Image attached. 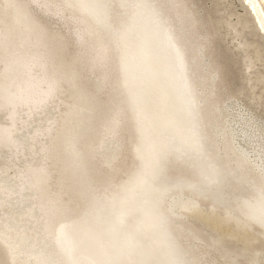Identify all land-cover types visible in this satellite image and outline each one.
I'll use <instances>...</instances> for the list:
<instances>
[{
	"label": "bare ground",
	"instance_id": "1",
	"mask_svg": "<svg viewBox=\"0 0 264 264\" xmlns=\"http://www.w3.org/2000/svg\"><path fill=\"white\" fill-rule=\"evenodd\" d=\"M80 1L85 9L79 0H0V264H78L60 238L84 221L90 188L100 214L119 212L117 233L146 215L136 228L151 264H258L264 256L247 245L257 239L251 218L264 236V123L231 98L222 103L193 2ZM242 2L264 34V0ZM138 21L145 41L131 60ZM226 24L235 39L246 21ZM225 238L243 246L229 249ZM100 246L105 264H131V253Z\"/></svg>",
	"mask_w": 264,
	"mask_h": 264
},
{
	"label": "rangeland",
	"instance_id": "2",
	"mask_svg": "<svg viewBox=\"0 0 264 264\" xmlns=\"http://www.w3.org/2000/svg\"><path fill=\"white\" fill-rule=\"evenodd\" d=\"M190 2H193L191 5L194 10L195 8L197 10L195 14L196 17L198 16L196 18L197 22L198 20L201 22L199 28L202 33L203 41H205L203 45V49H205L201 52H205L203 53V58L208 57L206 63L209 62V64H207L208 69L210 68L209 71L213 69V72L217 74V76L211 80L219 85L218 91L221 92L222 103L223 100H229V98H231L229 100L231 105L235 106L238 104L241 108L247 106L246 108H249L247 112L250 115L257 116L259 120H263L261 123H264V77L259 81L254 79L259 75L264 76V34L255 27L254 21L251 20L246 5L243 4L242 0H191ZM35 16L39 20L45 22L49 27L52 25L56 27V29L60 28V31L63 30V28L59 26V22L53 24V20L45 18V16L39 14V12L35 14ZM238 19L245 20L246 24L244 28H241L240 25L236 26V29L240 32L237 38L233 39L235 32L234 30L232 31L230 27L227 28L226 22L234 24ZM49 20H51V22H49ZM227 30H229V32H227ZM238 40L250 43L251 46L243 49L237 44ZM248 58L252 63L250 73L248 72L249 70L246 69ZM87 78H89V76H87ZM249 78L251 80H249ZM89 80L95 81L93 78H89ZM247 80H249V82H247ZM247 84H249V86H247ZM251 85L252 88H250ZM249 98H251V100H249ZM222 115L219 119L223 122ZM259 120L257 121L259 122ZM197 199L204 209L210 208V203L205 202V199ZM228 199L233 200L232 198L222 200L225 202ZM215 209L223 212L219 206H215ZM244 213L247 215L249 212L248 210H244ZM193 222L199 224L196 221ZM250 222H252V226L248 228V231L255 234L257 239L251 240L250 244L247 245L248 249L251 250L249 254L255 255V252H257V258H261V256H264V236L260 233V230H262L261 225L256 219L254 220V218H251ZM224 240V246L229 249L243 246L240 239L234 240L233 238H225ZM253 250H255V252H253ZM212 252V255H215L213 258L219 261L221 258H219L218 253ZM263 260L264 258H261V260H257V263L264 264Z\"/></svg>",
	"mask_w": 264,
	"mask_h": 264
},
{
	"label": "water",
	"instance_id": "3",
	"mask_svg": "<svg viewBox=\"0 0 264 264\" xmlns=\"http://www.w3.org/2000/svg\"><path fill=\"white\" fill-rule=\"evenodd\" d=\"M79 2L81 3L80 0ZM81 6L85 9L84 7L85 5L82 4ZM138 6H139V10L137 13L143 12L142 6L140 5ZM101 34L104 36L102 32ZM133 36H134V43H131V55L133 56H131V60L134 58L138 59L141 52V44L144 43L145 41L143 35L142 21H138L135 24L133 30ZM138 39L141 40L140 44H138V42L136 41ZM105 47H107V43H105ZM177 48L178 50H180L178 45ZM142 53L145 54L146 52L142 51ZM174 58L176 62H178L179 59L180 62L182 60V58L178 59L176 53L174 55ZM131 81H132V77H131ZM75 141H77L76 134L72 132V134L68 139V142L70 143L71 147H72L71 142H75ZM145 143H146V138L142 133L141 145L143 150L145 151V156L143 157L141 163L142 168L146 167L147 165V156H148V153H146L147 148L143 147L145 146ZM71 155L72 154L68 155L71 165L76 166L77 164L74 162L75 157L71 158ZM135 184H137V178H133L132 186L135 187ZM85 196L89 199L93 197V199L89 204L88 214L83 218L84 221L79 225L78 224L74 225V223L70 225L68 228H71L73 231H75V233H65V234L61 233V238H60V244L62 245L63 242H65L69 253L72 256L76 257V259L78 260V264H80V262L79 259L77 258V255L82 257L88 264H105L106 261L104 259V256L106 253L100 246V243H102L104 240H107L110 243L111 247L117 251H123L126 252L127 254L131 253V264H151L148 261V258L142 252V250H146V251L149 250L145 249L144 247L141 248V246L144 243L143 240L140 238L141 229L136 228L137 225L141 224L144 221L146 215L144 213L139 212L138 215L131 220V233H117L121 229V227L115 221V216L119 212L117 213L113 212L111 215L108 216L103 215L102 213L100 214L99 213L100 211L98 209L100 203H96V200L94 199V193L91 188L87 189ZM115 209H119V207L115 206L114 210ZM97 230H109L116 233H96L95 231ZM90 243H95V246L91 247L89 245ZM128 243H131V248ZM136 243L138 244L136 245ZM157 261L159 262L158 259Z\"/></svg>",
	"mask_w": 264,
	"mask_h": 264
}]
</instances>
